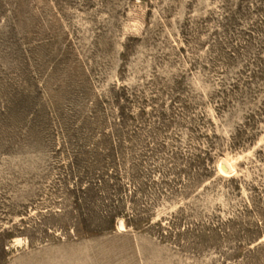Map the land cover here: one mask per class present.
Instances as JSON below:
<instances>
[{
  "label": "rangeland",
  "instance_id": "rangeland-1",
  "mask_svg": "<svg viewBox=\"0 0 264 264\" xmlns=\"http://www.w3.org/2000/svg\"><path fill=\"white\" fill-rule=\"evenodd\" d=\"M0 264H264V0H0Z\"/></svg>",
  "mask_w": 264,
  "mask_h": 264
}]
</instances>
